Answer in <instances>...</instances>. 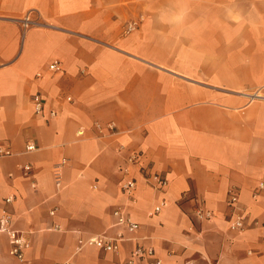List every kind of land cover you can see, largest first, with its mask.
Masks as SVG:
<instances>
[{"label": "crops", "instance_id": "0c3cea01", "mask_svg": "<svg viewBox=\"0 0 264 264\" xmlns=\"http://www.w3.org/2000/svg\"><path fill=\"white\" fill-rule=\"evenodd\" d=\"M0 148V216L27 239L19 260L0 230V264H128L139 244L163 264H264V0H0ZM119 231L117 252L79 242Z\"/></svg>", "mask_w": 264, "mask_h": 264}, {"label": "built area", "instance_id": "2783aa9c", "mask_svg": "<svg viewBox=\"0 0 264 264\" xmlns=\"http://www.w3.org/2000/svg\"><path fill=\"white\" fill-rule=\"evenodd\" d=\"M21 22L24 26V28H29L34 23H37L38 18L35 17L33 14V11L27 12L21 19ZM135 28V23H131L128 25V31H131ZM49 68L51 70H58L60 69L59 62L55 61L49 65ZM34 105H35V111L40 113L43 110V101L39 94L34 95ZM68 99H71L70 97ZM52 115H55V112H51ZM82 133V131H80ZM35 148V145L30 143L27 146L28 150H32ZM12 154V151L10 149L0 148V155H10ZM139 155L137 153H133L129 156L128 161L130 164H134L138 161ZM66 159L63 160L62 163H65ZM24 168L26 170L31 169V165H25ZM127 173L129 168L126 167L124 169ZM150 178L154 182V186L160 190H163L168 185V179L165 176H162L160 174H152ZM57 184H61V174L58 170L57 172ZM137 187V182L133 178H127L125 182L123 183V191L128 194L129 196H133L134 192ZM260 189H264V182H261L259 184ZM258 192H256L257 194ZM12 200V197L9 196L6 198L7 202H10ZM239 202V196L238 193L234 190H230V197H229V203L232 206V212L234 219L232 221V228L234 229H240L244 227V219L246 214L241 212V207L238 204ZM165 205V200L160 201L154 208V213L159 212L162 207ZM55 209L51 211L52 214L55 213ZM241 212V213H240ZM196 215L201 219L210 218L213 215V212L211 210H205L202 207H196L195 209ZM114 215L116 217V224L119 226H122L123 228H126L129 232H135L140 228V224L135 221L130 215H128L124 209L117 208L114 210ZM12 214L8 212L7 210L3 211V214L0 216V230H3L7 232L10 238V242L12 244L10 253L14 256H16L19 260H24V249L27 245V239L26 237L19 232L18 230L14 229L12 227ZM125 239V234L123 231H119L115 236H108V235H94L89 237L88 239H80L79 242L81 244L89 243L96 245L97 247L101 248L105 251H114L117 252L119 250V244L121 241ZM147 258L149 264H163L162 259L155 256V250L153 246H145L142 244L137 245L130 257L127 260L128 264H135L136 260Z\"/></svg>", "mask_w": 264, "mask_h": 264}]
</instances>
